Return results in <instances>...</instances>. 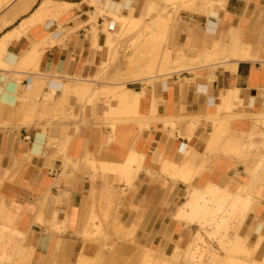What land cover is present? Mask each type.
Masks as SVG:
<instances>
[{"label": "crops", "instance_id": "crops-1", "mask_svg": "<svg viewBox=\"0 0 264 264\" xmlns=\"http://www.w3.org/2000/svg\"><path fill=\"white\" fill-rule=\"evenodd\" d=\"M46 1L55 4L49 6L51 11L42 7ZM165 1L101 0L98 4L95 0H13L8 12L0 15V41L20 33L7 45L12 70L0 68V108L10 112V124L0 127V218L9 213L6 222L13 230L27 234L41 264H80L82 257L94 259L98 252L102 253L101 263H105L110 257L106 251L96 243L84 242L90 220L97 227L98 220L105 218L108 224L127 228L122 243H118L121 257L133 250L124 243L129 233L140 247L165 253L167 258H185L198 225L177 220V211L192 194H205L202 190L207 186L249 198L248 207L232 200L226 206L232 204L237 209L235 219H242L238 236L232 238V256L241 261L245 251L260 241L253 259L264 260V138L259 136L264 134V0H220L222 4L213 8L216 26L212 35L207 33L209 19L205 14L183 9L175 13ZM127 2L129 8L122 9ZM107 4L116 10L119 7L130 22L138 20L136 29L121 37L122 26L102 14L108 12ZM38 11L44 14L38 17ZM182 13L204 20L184 21ZM172 23L181 28L173 48L179 55L174 58L170 49L152 41L165 39L163 34L154 33V25L167 28ZM119 45L122 51L116 62ZM200 47L208 48L205 54L196 53ZM246 49H250L253 61L229 57L230 51ZM166 51L171 54L170 69L186 70L173 74L165 85L158 81L155 92L148 89L140 108L143 120L119 123L113 135L102 117H109L110 111L116 112L121 106L117 99L108 105L103 97L112 96L122 85L142 92L144 85L136 80L161 65L160 53ZM208 54L215 55L213 62L226 60L236 67L207 64ZM197 58H204L200 61L203 64ZM32 59L34 66L22 67ZM101 73H107L106 78L98 81ZM28 79H32L30 88L24 84ZM36 79L46 81L43 91ZM67 80L80 84L75 94L90 89L91 96L98 91L101 97L94 106H87L79 97L83 106L74 120L50 119V113L60 111ZM132 85L137 87H129ZM233 90L239 93L230 94ZM39 94L41 99L36 103L34 97ZM46 96L56 99L43 100ZM74 99L69 98V105L64 107L66 114L75 108L71 106L77 104ZM49 104L38 111L30 126L21 124L28 113H34L30 111ZM228 105L231 117L226 114ZM170 121L176 124L174 131L165 126ZM227 128L229 134L224 138ZM252 135L257 148L248 158L242 153ZM131 153L143 157L142 169L137 168L132 181L111 169L95 171L90 165H122ZM164 163H169L168 168ZM68 167L72 172L66 173ZM216 196L207 199L224 197ZM62 226L66 232L60 234ZM112 239L118 241L114 236ZM177 246L186 249L181 251ZM217 251L220 256L216 264H222L228 255L218 247Z\"/></svg>", "mask_w": 264, "mask_h": 264}, {"label": "rangeland", "instance_id": "rangeland-1", "mask_svg": "<svg viewBox=\"0 0 264 264\" xmlns=\"http://www.w3.org/2000/svg\"><path fill=\"white\" fill-rule=\"evenodd\" d=\"M12 1L13 0H11V1L10 0H0V15L5 14V13L8 12V10L10 9V6L8 5V3L12 2ZM39 1L41 2L42 0H39ZM149 1H151V0H144L143 3L146 4ZM184 1L183 0H170V1L169 0H166V2H164V3H165V5H166V7L168 9H172L175 13H178L179 9L182 6V3L181 2H183V3H186L187 2L186 0H184ZM74 8H76V7H74ZM181 17H182V19L184 21H192L190 19H196V20H200V21L204 20L203 17H199V16H193L192 17V16H190V15H188L186 13H182L181 14ZM148 23H152V21L149 19L148 20ZM120 25L124 28V29L122 28V31H124V32L122 33V36H121L123 38L125 36H127L128 34H130V32L132 30H135L136 27H137L135 21H133V22H130L129 21L128 25L127 24L126 25L120 24ZM182 25L184 26L186 24L181 23V26ZM125 27H127V28H125ZM127 31L128 32L130 31V32L128 33ZM153 31H154L155 34H158V35L163 34L164 37H165V39L163 37H157L155 39H152V41L154 43H162V47H165L166 49H170L171 52H172V58H174L175 55H179V54H176L174 52V50H173L174 46L179 42V39H180V31H181V28L178 27L177 24L172 23L167 28L163 27L160 24L159 25H154L153 26ZM121 49H122V46L120 47V45H119L118 51H117V56H116L117 57L116 58V62H118V60L120 58L119 52L122 51ZM204 51H206V49L201 50V47H200V48H198L196 50V53H198V55H200ZM165 54H166V56L164 57ZM124 55H125V53H124ZM170 55L171 54L168 53L167 51H166V53H160V59L162 58L160 60L161 65H159L157 67L153 66V68L150 69V71L146 72V75H149V74L155 75V74H157L156 73L157 72V69H160V68H162L163 65L164 66L166 65V62H167V59L166 58H167V56L169 57V62H170ZM215 59L216 58H213L211 60L215 61ZM211 60H210V62H211ZM23 65H22V67L34 66V60L32 59L31 62H30V64H28V65H24V66ZM180 68H176L177 71L175 69H170L169 67L167 69L169 71H172L173 70L174 72L175 71L178 72V71L181 70L180 72H178V73L181 74L182 73V69H185V68H183V67H180ZM34 69H35V67H34ZM34 69H31V70H34ZM178 69H180V70H178ZM168 70H167V72H168ZM101 72H102V69H101ZM158 73H160V72H158ZM164 73H166V71L163 72V74ZM106 74L107 73H105V75H103L101 73L100 76H98L97 80L98 81H103V79L106 78ZM180 74H178V75H180ZM66 78L67 79H72L70 77H66ZM36 81L38 82L40 91H43L44 88L47 85L46 84V81L45 80H41V79H36ZM159 82L157 84L158 86L160 84ZM79 86H80V84H76V83H73L70 80H67V83H65V87H64V90H63V99H62V101H60V106L58 107L60 111H56V112L50 113V119H54V120H57V121L58 120L59 121H63V120L64 121H69V120H72V119L74 120V119H76V112H78L79 108L81 109L82 106H83V105H81V103L79 101V97L82 98L86 102L87 106H89V105L90 106H94L95 105V101L98 100V99H100V97H101L100 96V93L97 91V93L95 95L91 96L90 89L86 90V92L84 94H83L84 91H82V93H80V94H75L74 92H78ZM81 86H84V85H81ZM74 87H76L78 89H74ZM84 87H87V86H84ZM102 87H104V86H101V88ZM129 87H132L133 88V87H137V86L136 85H132V86H129ZM40 94L38 95V97H34V101H36L37 99L38 100L41 99L40 98V96H41ZM112 96H110V95L108 96L106 94V96H104V97L102 96V97L104 99H106L107 100V104L110 105L111 102L114 100ZM71 97H72V99L75 98L74 100H77V104L78 105L73 102L74 104L73 103L71 104V106L75 105V108H73V109L71 108L73 112L71 111L70 114H66L65 111H64V107H66L67 105H69L70 101H68V100ZM54 99H56V98L55 97H52L51 99H49V97H47V96L43 98V100H46V101H48V100H54ZM36 103H38V102L36 101ZM50 105H52V104H49V105L44 106V107H41V105H40V106H38L39 108H36L35 111H30V112H34V113H30V114L28 113L27 116L25 117V119L22 120L21 124L24 125V126H30V124H31L30 122L33 121L34 119H36V117L38 116V111L41 110L42 108L44 110V109H46ZM83 109H85V108H83ZM29 110H31V109H29ZM231 110H232L231 109V105H228L226 114L229 115L230 117H231V115L233 113H229L228 111H231ZM84 111L85 110H83V112ZM115 113H116V115L118 113L119 114L117 116L116 115L115 116L110 115V117L107 118L106 124L108 123L107 125L109 126L110 132L112 131L111 127L114 124H115L114 126L117 127V124H119V123L136 122L138 120H143L142 116L140 115V109H137V108H127V107L126 108H120V109H117ZM28 116H30V117L28 118ZM9 117H10V112L8 110H5V109L0 108V127L4 126L6 124H10L9 123V120H10ZM228 130L229 129L227 128V131H226V133L224 135V138L228 136V134H229L228 133ZM110 136H111V134H110ZM259 136L260 137L262 136V138H264V134L263 135L260 134ZM112 137L113 136H111V138H110V143L112 142V139H113ZM253 139H254V135H252L250 137L249 143L244 146L245 148H247V150H245L242 153V154H244L248 158L251 157L250 155L257 148L255 146V144L253 143ZM52 142H54V141H52ZM228 142H231V141H228ZM248 145H250L251 147H249ZM53 146H56V144L53 145ZM50 147H51V145H50ZM65 151H66V147H64V149H62L60 151L61 155H63ZM259 166L263 167V164H261ZM224 200L220 199V200H214L216 202L212 201L211 203L212 204H215L214 207H213L212 204H209L210 202H208L209 206H211L210 207L211 213L208 214V216L206 217V221H207L206 224H203V222L205 223V221H203V222H201L202 225H198V232L195 235H197L198 233H200L202 235V237L204 238V242L206 243L204 252L202 254V260L200 261L201 262L200 264H216V262L218 263V258L220 256V254L217 251V247L220 248V252H225V254L228 255L226 257V259L224 260V263H222V264H232L231 263L232 261L229 262L231 260L229 257H231L232 260H233V256L230 255L232 253L233 249H234L233 248L234 247V243L232 241V238H233V235L235 236V234L238 236V232H239L238 231V228H239L238 225H239V221L242 220V219H240V220L235 219V215L234 214H236L237 209L234 210L233 207H232L233 206L232 204H230L231 207H226L229 204L230 201L229 200H226V201H228V202H226ZM221 201L223 203L226 202V203H224L225 206H223L222 204H220V203H222ZM218 207H220L221 210H219ZM213 209H214V212L215 213H213ZM220 211H221V213L222 212L223 213L221 214ZM232 212H233V214H232ZM1 218H3V220ZM1 218H0V225L12 229V227L8 224V222H6L7 220L4 217V215ZM91 221L92 220H90V222ZM108 221H109L108 218L99 219L98 220V224H97L98 226L95 227L96 229H94V227H93V226H95V221H92L93 222V226H92L93 228H89L91 226L88 224L89 225V226L87 225L88 226V229H86V231L84 232V242L85 243L91 242V243L98 244L99 247H100V249L103 250V251H106V254H108L110 256V257H107V261L105 263L104 262L101 263V262H99V261L102 260V258L99 257L101 255V253H99V256H97L96 258H94V260H96V261L99 260V261L96 262V261L93 260L94 263H96V264H144V262L141 261V259L139 257H137L136 255L138 253H139V255L146 254L147 251L155 252L154 255H156V256L153 255V257H155V258H157V257L160 258V256H161V258H162V256H167L165 253H160L159 251L153 250L151 248L140 247L137 244V242L135 241L134 235L132 236V235H130L128 233L126 235V237L124 238V243L130 245V247H132L133 250H132V252L129 253V255H127L125 257H121L117 250L119 248L118 243H122V234L124 232L123 231L124 229L122 230L123 232L116 233V232H118V230H116V227H115L116 226V223L113 224V225H111V224H108ZM221 221L224 222V223L222 222L223 225H226V228H228V229L222 228V227H225L223 225L220 227V224L221 223L219 224V222H221ZM213 223H216V224H213ZM214 225H216V227L218 225V227L215 229V226ZM87 226H86V228H87ZM236 226H238V227H236ZM206 227H207V229H206ZM219 227H220V229H219ZM65 230H66V227L65 226H62L59 229L60 232L61 231L62 232H65ZM88 230H90V231H88ZM215 230H217V231H215ZM1 231L2 230L0 228V264H41L40 261H39V259H38V257L36 256V249L33 247V245L31 244V242L28 241V237H27V234L26 233L22 232V233H24V235H22V237L21 236L19 237V235L16 232H13L12 230L4 231V233H1ZM19 231H21V230H19ZM59 231H58V233H59ZM93 233L94 234L96 233V234L93 235ZM214 234H216V235L214 236ZM118 235L119 236L121 235V237H119ZM113 236L116 239H118V241L113 240L112 239ZM8 240H10V241H8ZM22 241L25 242V243L22 244L23 243ZM221 243L223 244V249H222V244ZM103 245L105 247H103ZM18 247H20L19 248L20 251H19ZM176 248H179L181 251L184 250V249H186V248L181 249L180 246H177ZM6 255H8V256H6ZM245 259H246V261L247 260L250 261V259H247L246 257H245ZM245 259L243 260V258H242V260L241 261H238L239 262L238 263L237 262V260H239V258H238L235 263H237V264H244L245 263L246 264V263H248V261L246 262ZM81 260H82V262L80 264H94L93 262H91V263L88 262V260H91L92 261V259H87L85 257H82ZM235 263H233V264H235ZM70 264H72V263H70ZM76 264H78V263L76 262ZM181 264H186V263H184V261H183Z\"/></svg>", "mask_w": 264, "mask_h": 264}, {"label": "bare ground", "instance_id": "bare-ground-1", "mask_svg": "<svg viewBox=\"0 0 264 264\" xmlns=\"http://www.w3.org/2000/svg\"><path fill=\"white\" fill-rule=\"evenodd\" d=\"M11 1V0H10ZM28 1H30V0H28ZM34 1L35 0H31V3H34ZM99 1H101V0H95V2L96 3H98ZM170 1V0H169ZM184 1V0H183ZM187 2L186 3H183V2H181L182 3V6H181V8L180 9H183V11H186V12H189V13H202V14H205L207 17H208V19H209V21H208V34H210V35H212V31H213V29L215 28V26H216V21H215V18L216 17H214V12H213V8H214V6L215 5H217V4H222V2L220 1V0H186ZM8 2V1H7ZM52 2V1H51ZM153 2V1H152ZM161 2H162V0H161ZM166 2V1H165ZM185 2V1H184ZM95 3V4H96ZM169 3V2H168ZM30 4V3H29ZM94 4V5H95ZM99 4V3H98ZM98 4H96V5H98ZM8 5H9V3H8ZM54 6L55 4L54 3H49V1L47 2H45V3H43V8H45L46 6L49 8V6ZM152 5V4H151ZM129 6H130V3L129 2H127L124 6H123V8L122 9H128L129 8ZM107 8H108V12H103L102 14H105L108 18H110L111 20H113L114 22H117V23H120V24H122V25H128V23H129V21H130V18H127V17H125V16H123V15H121V10H120V8L119 7H117L118 9L116 10L115 8H114V6L112 7L110 4H107V6H106ZM41 8V7H40ZM39 9V8H38ZM46 9V8H45ZM45 9H44V11H45ZM40 10H42V8L40 9ZM39 10V11H40ZM49 11H51L50 10V8L48 9ZM38 11V12H39ZM46 12H48L47 10H46ZM45 12V13H46ZM40 13V12H39ZM148 13V12H147ZM37 14V13H36ZM44 14V12L41 14H37L38 15V17H40V15H43ZM172 16V15H171ZM216 16V15H215ZM164 18H167L168 19V17H164ZM169 18H170V16H169ZM133 19V18H132ZM131 19V20H132ZM142 19V18H141ZM42 20V19H41ZM136 20V19H135ZM134 20V21H135ZM143 20V19H142ZM169 20V19H168ZM217 20V19H216ZM42 21H44V20H42ZM219 21V20H218ZM133 22V21H132ZM136 22H138V20L137 21H135V23ZM137 25V24H136ZM136 27V26H135ZM123 28V27H122ZM125 28H127V27H125ZM124 29V28H123ZM130 29V28H129ZM127 30V29H126ZM97 32V31H96ZM128 32V31H127ZM130 32V31H129ZM128 32V33H129ZM137 32V31H136ZM105 33V32H104ZM16 34H19V36H20V33H12L11 35H9L8 37L6 36V37H4L1 41H0V68L1 69H5L6 71L7 70H10L11 68H12V65H13V60H11V54H10V52L8 51V43L10 42L9 40L12 38H15V39H17V35ZM106 34V33H105ZM126 34V33H125ZM107 35V34H106ZM111 35V34H110ZM110 35L108 34V36L110 37ZM115 35V34H114ZM13 36H16V37H13ZM18 36V37H19ZM55 36V35H54ZM124 36V35H123ZM53 37V36H52ZM208 37V36H207ZM50 41H51V39H50ZM117 41V40H116ZM43 42V41H42ZM45 43V42H44ZM51 43V42H50ZM36 44V43H35ZM34 44V45H35ZM39 44V43H38ZM7 46V47H6ZM40 46V45H39ZM51 46V45H50ZM36 47V46H35ZM37 47H38V45H37ZM212 48H214V47H212ZM130 49V48H129ZM150 49H152V48H150ZM154 49V48H153ZM152 49V50H153ZM147 50V49H146ZM207 50V49H206ZM229 50V49H228ZM232 50V49H231ZM149 51V50H148ZM209 51V50H208ZM211 51V50H210ZM140 52V51H139ZM143 52H145V51H143ZM153 52V51H152ZM151 52V53H152ZM231 53H230V58L232 59V60H236V61H253L254 60V57L251 55V51H250V49H246V50H235V51H233V53H232V51H230ZM206 53H210V52H206ZM137 54V53H136ZM146 53H144V55H145ZM204 54H205V52H204ZM14 55V54H13ZM116 55V54H115ZM135 55V54H134ZM140 55V54H139ZM138 55V56H139ZM143 55V57L145 58V56L147 55H145L144 56ZM209 55L210 54H208L207 56H208V61H207V64L208 63H211L213 60H211V58H212V56H213V54H211L212 56H210L209 57ZM184 56V55H183ZM206 56V55H205ZM204 56V57H205ZM215 56V55H214ZM213 56V57H214ZM129 57V56H128ZM132 57H133V55H132ZM142 57V56H141ZM163 57V56H162ZM217 57V56H216ZM117 58V57H116ZM131 58V57H130ZM130 58H128V61H130L129 59ZM135 58V57H134ZM133 58V59H134ZM143 58V59H144ZM226 58V57H225ZM17 59V58H16ZM138 59V58H137ZM167 62H166V65L164 66H162V68H160V69H158L157 70V74H155V75H152V74H149V75H146V76H143L144 78L143 79H140V80H136V81H139V82H141L143 85H144V88L142 89L143 91L142 92H137V91H135V90H132V89H129V88H127L126 87V85H122L121 87H116V88H118L116 91H114L113 93H112V95L114 96V100H116L117 99V101H118V103L121 105V108H137V109H140L141 108V105H142V100L144 99V97H145V94H146V91L148 90V89H150V90H153V92H155V90H156V83L158 82V81H160L161 80V82H162V84L163 85H165V84H167L168 83V80L171 78V76L173 75V74H177L178 72H180L181 70V68L180 69H178V70H180V71H178V72H176L177 71V69H175L176 71L174 72L173 70L172 71H169L167 68L169 67V65H168V61H169V57L167 56ZM197 59H199V58H197ZM204 59V58H203ZM202 58H201V60H203ZM113 60V59H112ZM116 60V59H115ZM165 60V59H164ZM183 60V59H182ZM184 60H185V58H184ZM187 60V59H186ZM200 59H199V62L201 61ZM210 60H211V62H210ZM229 60V59H228ZM231 60V61H232ZM138 61V60H137ZM192 62H193V59L191 60ZM191 61H190V64L192 65L193 63H191ZM196 61V60H195ZM139 62H140V60H139ZM165 62V61H164ZM129 63V62H128ZM141 63H142V61H141ZM179 63H180V61H179ZM188 63V62H187ZM200 63H202V62H200ZM133 64H135V62L134 63H132L131 65H133ZM158 64H159V62H158ZM189 64V65H190ZM203 64V63H202ZM206 63H204V65H205ZM212 64H215V66L217 67V65H219V66H223V69L225 68V69H228V68H230V67H233V65H231L230 66V61H219V62H212L211 63V65ZM129 65V64H128ZM127 65V66H128ZM180 65H181V63H180ZM184 65V64H183ZM186 65V64H185ZM134 66V65H133ZM136 66V65H135ZM139 66V65H138ZM194 65H192V67H193ZM203 66V65H202ZM201 66V67H202ZM210 66V65H209ZM213 66V65H212ZM14 67H16V66H14ZM176 67V66H175ZM200 67V68H201ZM234 67H236V66H234ZM234 67H233V69H234ZM189 68H191V67H189ZM198 69H200L199 67H197ZM211 68H213V67H211ZM218 68V67H217ZM133 69V68H132ZM197 69V70H198ZM12 70V69H11ZM167 70H168V72H167ZM185 71L186 69H182V71ZM190 70V69H189ZM189 70H187V71H189ZM193 70V69H192ZM129 71V70H128ZM133 71V70H132ZM137 71V70H136ZM166 71V73H164L163 74V72H165ZM135 72V71H134ZM158 72H160V73H158ZM162 72V73H161ZM189 72H191V71H189ZM126 73H127V70H126ZM125 73V74H126ZM154 74V73H153ZM178 74H180V73H178ZM140 75H141V73H140ZM145 75V74H144ZM126 76V75H125ZM131 76V75H130ZM132 76H134V75H132ZM136 77V76H135ZM138 77V76H137ZM138 79V78H137ZM126 80V79H125ZM119 81V80H118ZM124 81V80H123ZM122 81V82H123ZM127 81V80H126ZM9 83V82H8ZM11 83V82H10ZM14 84H16V83H14ZM52 84H54L53 82H52ZM35 86V85H34ZM107 86V85H106ZM112 86V85H111ZM37 87V86H36ZM50 87L51 88H53V85H51V83H50ZM113 87V86H112ZM107 88V87H106ZM115 88V89H116ZM236 91V90H235ZM234 90L233 91H230V94L232 93V94H234V95H237L236 94V92H235ZM8 93V92H7ZM116 95H117V97H116ZM9 101V100H8ZM5 105V104H4ZM5 106H7V105H5ZM24 107V106H23ZM154 107V106H153ZM19 108V107H18ZM22 108V107H21ZM109 114L110 115H112V116H115L116 115V113H115V111H110L109 112ZM119 114V113H118ZM117 114V115H118ZM116 115V116H117ZM261 115V114H260ZM264 116V115H263ZM100 117V116H99ZM110 117V116H109ZM107 118L108 117H106V118H104V117H102V119L105 121V120H107ZM97 119V118H96ZM100 119V118H99ZM263 119H264V117H263ZM172 120V119H171ZM168 121V120H167ZM175 121V120H174ZM109 122V121H108ZM108 124V123H107ZM166 125L165 126H168V127H170L172 130L171 131H174L175 130V128H176V124L174 125L171 121H170V123H168V122H166L165 123ZM115 125V124H114ZM114 125H112V127H111V129H112V131L110 132V133H112V134H114L115 132H116V126H114ZM138 125V124H137ZM146 126V125H145ZM138 127H139V125H138ZM144 127V126H143ZM193 130H194V128H193ZM173 133H175V132H173ZM172 133V134H173ZM170 136H172L173 137V135H170ZM39 142H40V139H39ZM166 160V159H165ZM142 161H143V157H140L139 156V154H136V153H131L129 156H128V158H127V160L124 162V163H122V165H116V164H114V163H112L113 165H105L103 162H94V163H89L91 166H93L92 167V169H95V171L97 170V169H99V168H107L108 170H112V173H119V174H124L129 180H131V179H133L134 177L133 176H136L135 175V173H136V171L141 167V165H142ZM73 162L71 163V166H72V168H73ZM87 164H88V162H87ZM69 166V165H68ZM89 166V165H88ZM164 166H166V168H168V166H169V163H164ZM163 166V167H164ZM173 167V166H172ZM176 167V166H175ZM174 167V169H176ZM138 168V169H137ZM170 168H171V166H170ZM140 169H142V168H140ZM104 170V169H103ZM102 170V171H103ZM110 170V171H111ZM68 172H72V170L70 169L69 170V167L66 169V173H68ZM139 172V171H138ZM118 174V175H119ZM71 175V174H70ZM187 175H188V173H187ZM63 176V175H62ZM61 176V177H62ZM65 177V176H64ZM64 177H62L63 179H65ZM136 178V177H135ZM127 179V180H128ZM60 180H62V179H60ZM132 181V180H131ZM187 182H190V181H187ZM210 187V186H209ZM205 188H207V189H204L203 188V190H202V188L200 187V190H202L203 192H206L205 194H203V195H200V194H198V195H196V194H192L191 195V197H190V199H189V201L187 202V203H185V204H183L179 209H178V213H177V216H176V219L177 220H180V221H185V222H187L188 224H190V225H202V223L201 222H203V221H205V223L203 222V224H206V217L208 216V214H210L211 213V210H210V207L211 206H209V204H212L211 202L212 201H214V200H212L211 201V199H207L206 197L207 196H209V197H211V196H216V195H221V197H225L226 199H228V200H232L233 202H235L234 204H240V205H245V207H248L249 205H250V201H249V198H247V197H245V198H247L246 200H244L242 197H240V196H235V195H232V194H230V193H227L226 191L224 192L223 190V192L222 191H220L218 188H216V187H214V186H212V187H210V189H208V186L207 187H205ZM205 190H207V191H205ZM198 192H200V191H198ZM223 195V196H222ZM218 196H216V198H217ZM224 197L222 198V200H224ZM214 199V198H213ZM218 199H219V197H218ZM208 200H210V203L208 204ZM225 201V200H224ZM214 202H216V201H214ZM222 202V201H221ZM226 202H228V201H226ZM226 202H224V203H226ZM219 203V202H218ZM224 203L222 202V203H220V204H222L223 206H225L224 205ZM219 204V205H220ZM213 205V207H214V205L215 204H212ZM218 205V204H217ZM229 206V205H228ZM217 207V206H216ZM219 208V210H221L220 209V207H218ZM244 207H242V209H243ZM216 209V208H215ZM234 210H236L235 208H233ZM241 209V210H242ZM246 209V208H245ZM218 210V211H219ZM216 211V210H215ZM217 211V212H218ZM213 213H215L214 212V209H213ZM220 213H221V211H220ZM219 213V214H220ZM223 213V212H222ZM221 213V214H222ZM235 213V212H234ZM232 214H233V212H232ZM235 215V214H234ZM8 216H10L9 215V213L8 212H6L5 214H4V217L6 218V217H8ZM216 216V215H215ZM210 217V216H209ZM218 217V216H217ZM242 218H244V215H242ZM2 220H3V218H1ZM38 222H40L41 223V221L39 220ZM223 221H221V222H219V224H220V227L223 225V223H222ZM228 222V221H227ZM118 224H120V223H118ZM208 224V223H207ZM211 224V223H210ZM213 224H216V223H213ZM218 224V225H219ZM226 224V223H225ZM89 225L91 226V227H89V228H93L94 227V229H96L95 227L96 226H93V222L91 221L90 223H89ZM88 225V226H89ZM116 225H117V223H116ZM218 225H217V227H218ZM88 226H87V228L86 229H88ZM93 226V227H92ZM207 226V225H206ZM215 226V229L217 228L216 227V225H214ZM223 226H225V227H222V228H226V225H223ZM116 227V230H118V232H116V233H120V232H123V231H125L127 228L125 227V229L123 228L124 226L123 225H118V226H115ZM204 227V226H203ZM210 227V226H209ZM208 227V228H209ZM220 227H219V229H220ZM0 228H1V233H4V231H9V230H12L13 232H16L18 235H19V237L21 236L22 237V235H24V233H22V232H20V231H17V230H13V229H10V228H8V227H5V226H2V225H0ZM221 228V229H222ZM16 229V228H15ZM86 229H85V231H86ZM124 229V230H123ZM206 229H207V227H206ZM226 229H228V228H226ZM123 230V231H122ZM218 230V229H217ZM217 230H215V231H217ZM225 230V229H224ZM223 230V231H224ZM88 231H90V230H88ZM214 231V230H213ZM220 231V230H219ZM226 231V230H225ZM259 231V230H258ZM65 232H66V230H65ZM65 232H59L60 234H63V233H65ZM94 232V231H93ZM96 232V231H95ZM206 232V231H205ZM227 232V231H226ZM217 233V232H216ZM257 233H259V232H257ZM77 234V233H76ZM96 234V233H95ZM94 233H93V235H95ZM220 234V233H219ZM218 234V235H219ZM126 235V234H125ZM124 235V236H125ZM134 235V234H133ZM132 235V236H133ZM216 234H214V236H215ZM217 235V236H218ZM119 236V235H118ZM77 237V236H76ZM87 237V236H86ZM95 237V236H94ZM119 237H121V235L119 236ZM123 237V236H122ZM88 238V237H87ZM224 238V237H223ZM94 239V238H93ZM123 240V239H122ZM128 240V239H127ZM8 241H10V240H8ZM91 241V240H90ZM23 242V241H22ZM21 242V243H22ZM9 243V242H8ZM20 243V244H21ZM25 242H23L22 244H24ZM59 243H63L62 241H60ZM259 243H260V241L258 242V245L255 247L254 246V249H247L246 251H245V253H244V256H242L243 257V260L245 259V257L247 258V259H250L251 260V264H264V260L262 261V262H258V261H255L254 259H253V256H254V254H255V252H256V249H257V247L259 246ZM21 244V245H22ZM64 244V243H63ZM133 244V243H132ZM222 244V243H221ZM220 244V245H221ZM10 246V245H9ZM14 246V245H13ZM18 246V245H17ZM16 246V247H17ZM205 246H206V243L204 242V238L202 237V235L200 234V233H198L197 235H196V239L194 240V242L188 247V255L185 257V258H177V259H172V258H167V257H165V256H162V258H161V256H160V258H155V257H153V255H154V253L155 252H152V251H147V253L146 254H141V255H139V258L141 259V261H143L144 262V264H181L183 261H184V263H186V264H200L201 262V260H202V254H203V252H204V249H205ZM103 247H105L104 245H103ZM15 248V247H14ZM20 247H18V249H19ZM25 248V247H24ZM17 249V250H18ZM112 249V248H111ZM222 249H223V244H222ZM16 250V251H17ZM62 250H63V248H62ZM82 250V249H81ZM146 250V249H145ZM19 251H20V249H19ZM60 252V251H59ZM228 252V251H227ZM100 252H98V254H99ZM15 254V253H14ZM26 254V253H25ZM102 254V253H101ZM230 255H232V253L230 254ZM6 256H8V255H6ZM106 256V255H105ZM154 256H156V255H154ZM4 257V256H3ZM10 257V256H9ZM8 257V258H9ZM61 257V256H60ZM100 257V256H99ZM242 257H241V260H242ZM5 258V257H4ZM29 258V257H28ZM59 258V257H58ZM102 258V257H101ZM230 259V261L229 262H231L232 264L233 263H235L236 262V260H234V258H233V260H232V258L231 257H229ZM87 259H90V258H87ZM94 259H92V261L91 260H88V262H93L94 263V261H96V260H94ZM3 261V260H2ZM99 260H97L96 262H98ZM102 261V260H101ZM100 261V262H101ZM130 261V260H129ZM238 261H240V260H237V262ZM245 261H246V259H245ZM248 261V260H247ZM246 261V262H247ZM62 262V261H61ZM2 263V262H1ZM78 263V262H77ZM86 263V262H85ZM239 263V262H238ZM248 263H249V261H248ZM248 263H246V264H248ZM249 263V264H250ZM94 264H96V263H94ZM235 264H237V263H235ZM245 264V263H244Z\"/></svg>", "mask_w": 264, "mask_h": 264}, {"label": "built area", "instance_id": "built-area-1", "mask_svg": "<svg viewBox=\"0 0 264 264\" xmlns=\"http://www.w3.org/2000/svg\"><path fill=\"white\" fill-rule=\"evenodd\" d=\"M25 86L30 88L32 85V79H28L26 82H24Z\"/></svg>", "mask_w": 264, "mask_h": 264}]
</instances>
